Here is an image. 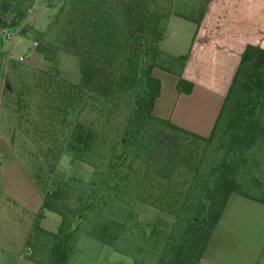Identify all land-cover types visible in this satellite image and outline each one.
<instances>
[{"label":"rangeland","instance_id":"rangeland-1","mask_svg":"<svg viewBox=\"0 0 264 264\" xmlns=\"http://www.w3.org/2000/svg\"><path fill=\"white\" fill-rule=\"evenodd\" d=\"M206 1L160 0L172 11L184 12L199 9ZM69 8L70 0H35L19 25L0 27L5 51L0 79V264H53L52 248L62 235L58 231L64 219L63 233L69 234L64 264L163 263L195 205L192 200H180L170 207L136 198L120 203L113 195L96 190L100 176L94 164L96 155L85 160L69 150L72 129L77 121H83L98 131L97 153L113 156L109 153L112 145L120 153L124 147L119 137L131 109L125 97L113 102L73 87L81 84L82 73L79 56L64 45ZM165 19L161 20L163 36L180 41L186 37L185 27L167 25ZM159 127L151 124L149 129L157 132ZM146 144L139 145L145 155H140L139 149L131 152L135 166L140 165L139 159H148ZM183 144L188 152L194 150L189 162L193 171L197 165L203 170L209 167L212 146L192 137ZM252 156L247 187L261 196L264 145ZM142 165L148 181L162 179L156 164ZM179 174L176 172L178 183L173 186L185 193L190 187ZM167 185L164 181L160 188ZM52 189L59 193L49 197L50 209L44 206V198ZM124 210H128L127 217ZM107 219L125 220L121 236L113 237L118 224L112 223L110 240L101 238L99 223Z\"/></svg>","mask_w":264,"mask_h":264},{"label":"trees","instance_id":"trees-1","mask_svg":"<svg viewBox=\"0 0 264 264\" xmlns=\"http://www.w3.org/2000/svg\"><path fill=\"white\" fill-rule=\"evenodd\" d=\"M34 1L0 0V27L19 25ZM209 1L199 9L193 7L184 12L172 11L160 0H70L64 45L79 56L82 73L81 84L73 87L78 91L88 89L113 102L125 97L131 109L119 137L124 147L120 153H116L113 145L109 148L113 156L104 151L97 153L98 131L83 121H77L72 129L69 150L85 160L96 155L98 161L94 164L100 171L96 190L107 192L108 197L113 195L120 203L136 198L139 202L170 207L180 200L182 203L192 200L195 205L181 236L172 242L169 259H162L160 264H197L232 192L264 202V195H254L247 187L252 155L264 145V46L246 45L209 134L180 126L153 111L161 91L155 67L176 73L179 91L190 92L194 85L183 76L188 54L174 55L161 48V20L175 13L200 24ZM4 58L0 30V79ZM151 124L160 126L157 132L149 129ZM188 137L205 141L206 147L212 146L213 155L206 169L197 165L192 170L189 162L194 158V150L188 152L183 144ZM144 141L149 157L139 159L140 165L135 166L131 152L138 150ZM142 153L139 149V154L145 155ZM151 162L157 166L158 177L165 180L151 178L148 181L149 178L142 174V164L150 165ZM176 172H181L183 184H189L190 190L185 193L184 189L173 186L178 183ZM164 181L168 185L160 188ZM57 193L56 189L48 192V197L44 198L45 207L53 209L49 197ZM127 211L122 213L126 217ZM65 223L64 219L58 231L62 235L52 248L53 264H64L68 259L69 234L63 233ZM112 223L118 224L117 235L113 233V237L125 231V220H103L99 228L104 240L112 236L109 230Z\"/></svg>","mask_w":264,"mask_h":264},{"label":"crops","instance_id":"crops-1","mask_svg":"<svg viewBox=\"0 0 264 264\" xmlns=\"http://www.w3.org/2000/svg\"><path fill=\"white\" fill-rule=\"evenodd\" d=\"M165 20L188 31L181 41L162 36L160 46L188 54L183 76L194 85L190 92L179 91V76L155 67L161 91L153 111L207 135L246 45L264 46V0H210L200 24L179 15ZM197 264H264V202L232 192Z\"/></svg>","mask_w":264,"mask_h":264},{"label":"built area","instance_id":"built-area-1","mask_svg":"<svg viewBox=\"0 0 264 264\" xmlns=\"http://www.w3.org/2000/svg\"><path fill=\"white\" fill-rule=\"evenodd\" d=\"M20 58H21V59H24V55H21Z\"/></svg>","mask_w":264,"mask_h":264}]
</instances>
